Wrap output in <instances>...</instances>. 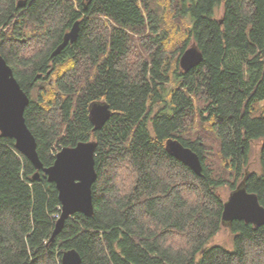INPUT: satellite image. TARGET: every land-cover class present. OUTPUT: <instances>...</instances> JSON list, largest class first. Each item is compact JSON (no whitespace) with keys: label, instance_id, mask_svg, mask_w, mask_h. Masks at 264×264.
Returning a JSON list of instances; mask_svg holds the SVG:
<instances>
[{"label":"trees","instance_id":"1","mask_svg":"<svg viewBox=\"0 0 264 264\" xmlns=\"http://www.w3.org/2000/svg\"><path fill=\"white\" fill-rule=\"evenodd\" d=\"M77 21L78 40L52 57ZM193 43L203 61L185 73ZM0 54L30 97L43 167L96 141L98 175L93 216L51 241L56 185L0 134V264H62L72 249L82 264H264V225L224 226L221 193L247 174L264 207V0H0ZM93 102L113 112L97 131ZM169 139L199 155L201 176ZM257 141L260 171H248ZM222 228L231 249L211 245Z\"/></svg>","mask_w":264,"mask_h":264},{"label":"water","instance_id":"2","mask_svg":"<svg viewBox=\"0 0 264 264\" xmlns=\"http://www.w3.org/2000/svg\"><path fill=\"white\" fill-rule=\"evenodd\" d=\"M25 1H20L23 7ZM80 22L77 21L68 31L63 42L52 53L55 57L79 38ZM203 61V54L195 43L187 48L179 60L180 69L188 73ZM30 97L22 89L14 76L12 68L0 54V134L15 140L16 149L27 157L36 167L42 170L50 183H54L59 193L61 215L56 222L51 241L62 232L66 221L77 213L88 217L94 214L92 188L97 181L95 153L96 141L80 142L75 147L61 149L55 157L54 164L44 168L38 155L35 136L29 129L25 119V111ZM113 116L109 104L93 102L90 105V120L97 131L103 128ZM166 149L174 157L189 166L197 175H202L203 165L197 153L183 146L177 139H169ZM36 173L34 178H38ZM245 178L232 191L224 203L222 224L229 226L239 220L256 227L264 225V207L258 196L246 189ZM62 264H82V257L75 249L62 253Z\"/></svg>","mask_w":264,"mask_h":264},{"label":"rangeland","instance_id":"3","mask_svg":"<svg viewBox=\"0 0 264 264\" xmlns=\"http://www.w3.org/2000/svg\"><path fill=\"white\" fill-rule=\"evenodd\" d=\"M162 15H165V13L162 12ZM222 15H223V9L221 7L220 10L217 11L216 17L221 18ZM260 146H261V142L259 141L253 142L251 146V151L249 155V166L247 168L248 171H255V172L260 171V164L258 159ZM221 193L224 199L227 200L231 191L228 188H222ZM211 245H222L228 249H231L233 247V236L227 228H222L221 231L214 237L213 241L211 242Z\"/></svg>","mask_w":264,"mask_h":264}]
</instances>
